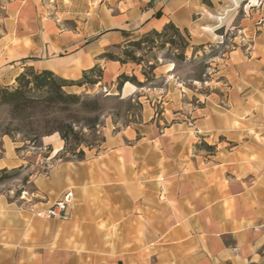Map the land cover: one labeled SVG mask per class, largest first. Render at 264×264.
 I'll return each mask as SVG.
<instances>
[{
    "label": "crops",
    "instance_id": "crops-1",
    "mask_svg": "<svg viewBox=\"0 0 264 264\" xmlns=\"http://www.w3.org/2000/svg\"><path fill=\"white\" fill-rule=\"evenodd\" d=\"M43 1L7 0L0 87L15 88L31 68L66 81L67 93L112 90L129 65L105 52L168 23L196 45L210 41L192 0H97L92 13L91 0H72L81 3L74 24L48 17ZM249 29L258 32L252 50L235 46L214 92L179 103L176 120L167 105L162 119L105 133L82 160L32 176L26 202L1 191L0 264H264V24ZM92 69L101 81L76 85ZM136 93L125 83L117 95ZM40 143L52 146L50 159L63 151L58 134ZM2 144L0 171L20 167L16 143ZM67 192L68 220L34 215Z\"/></svg>",
    "mask_w": 264,
    "mask_h": 264
},
{
    "label": "rangeland",
    "instance_id": "rangeland-1",
    "mask_svg": "<svg viewBox=\"0 0 264 264\" xmlns=\"http://www.w3.org/2000/svg\"><path fill=\"white\" fill-rule=\"evenodd\" d=\"M90 2L92 13L94 8L99 6V1ZM192 3L196 5L192 19L197 22L201 18V25L211 33L210 41L196 45L187 33L181 32L183 39H180L172 31L162 34L160 30L159 35L152 32L145 35L150 39L142 42L140 49L125 43L109 51L120 57L124 64L129 65L124 75L134 77L139 83V85L130 83L136 88L137 93L130 98L121 99L117 95L119 92L116 81L112 90L99 87L97 91L92 89L78 94L90 98L91 101L97 99L99 105L98 111L85 115L87 118L97 119V124L95 130H84V143L80 148L89 149L86 144L91 147L90 149H98L105 133L114 134L124 127L139 124L148 120L151 114L157 115V119H162L160 114L167 105L172 109L174 116L172 120H176L179 117L175 115L182 113L179 111V103L194 105L200 95L206 96L211 91L214 92L210 89V86H213L211 82H218V68L235 46L239 44L245 52L252 50L253 35L255 33L257 35L258 32L251 29L242 31L245 27L252 26L253 22L264 24V0H192ZM80 4L72 0L43 1V5L48 6V17L55 18V14L58 13L56 17L58 21L71 18L68 19L71 24H74L73 17L77 15V8H81ZM8 24L7 0H0V37ZM213 30H218L217 36L213 35ZM145 36L132 41L142 40ZM169 40L172 42L169 43ZM124 52L132 54L134 60L125 57ZM96 75V72L93 73V76ZM16 86V83L11 85ZM53 116L63 118V114L55 113ZM0 127L1 130L12 128L7 106H0ZM23 136L24 132L10 138L16 143L15 151L21 156L23 163L20 167L7 170L11 177L0 184V192L11 191L14 197L23 195L22 200L25 201L33 198L35 193L31 177L47 174L59 161L70 159V155L64 154L63 142V151L50 159L53 153L52 146L41 145L40 140L35 144H29L25 142ZM2 137L4 136L0 135V156L3 152ZM66 149L72 150L76 147L73 142H69Z\"/></svg>",
    "mask_w": 264,
    "mask_h": 264
},
{
    "label": "trees",
    "instance_id": "trees-1",
    "mask_svg": "<svg viewBox=\"0 0 264 264\" xmlns=\"http://www.w3.org/2000/svg\"><path fill=\"white\" fill-rule=\"evenodd\" d=\"M168 31H172L175 36L183 39L181 32L172 23L164 25L161 33L166 34ZM152 33L154 35L161 34L157 31ZM149 39L148 36H145L142 40L128 41L126 44L140 49V44ZM171 42L172 40H169V43ZM185 47H187L186 44ZM123 55L129 60H134L132 54L128 52H124ZM101 58L124 64L120 57L110 52H105ZM95 72L97 75L93 76ZM101 79V71L92 69L83 73L81 80L76 85H93ZM15 83L17 86L13 89L0 87V106L8 107L12 127L3 130L0 127V135L12 139L15 134L24 132L25 142L35 144L43 137L58 134L65 144L64 154L70 155V159L82 160L84 152L80 145L84 143V130H95L97 124V119L93 120L85 115L99 110L98 100L91 101L86 96L65 92L63 88L67 82L55 77L49 71L37 73L31 68H26L15 78ZM125 83L139 85L134 77L130 78L122 74L117 78L118 92ZM55 113L63 114V118L53 116ZM79 126L80 129H78ZM69 142H73L76 149L67 150ZM85 146L91 148L86 144ZM10 177L7 170H1L0 184Z\"/></svg>",
    "mask_w": 264,
    "mask_h": 264
},
{
    "label": "built area",
    "instance_id": "built-area-1",
    "mask_svg": "<svg viewBox=\"0 0 264 264\" xmlns=\"http://www.w3.org/2000/svg\"><path fill=\"white\" fill-rule=\"evenodd\" d=\"M21 198L24 199V196L22 195ZM71 198V192H67L62 196L61 200L54 205L47 209L34 212V215L39 218H55L62 221L68 220L69 213L67 208L70 204Z\"/></svg>",
    "mask_w": 264,
    "mask_h": 264
}]
</instances>
